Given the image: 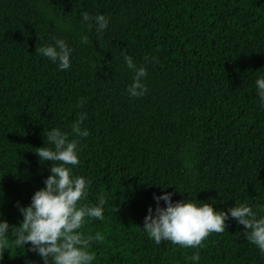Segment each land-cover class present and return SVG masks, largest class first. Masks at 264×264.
Returning <instances> with one entry per match:
<instances>
[{"label": "trees", "instance_id": "16d2710c", "mask_svg": "<svg viewBox=\"0 0 264 264\" xmlns=\"http://www.w3.org/2000/svg\"><path fill=\"white\" fill-rule=\"evenodd\" d=\"M83 12L108 28L89 31ZM53 36L73 49L67 71L36 52ZM125 54L147 70L141 98L128 95ZM261 75L264 0H0V218L19 226L15 205L44 187L52 164L35 152L56 127L79 142L73 172L91 181L80 203L106 200L103 221L81 229L103 236L93 264H264L232 219L198 248L157 245L142 229L162 191L222 211L264 203ZM82 113L83 138L71 133ZM10 239L0 264H42Z\"/></svg>", "mask_w": 264, "mask_h": 264}, {"label": "clouds", "instance_id": "9594fccd", "mask_svg": "<svg viewBox=\"0 0 264 264\" xmlns=\"http://www.w3.org/2000/svg\"><path fill=\"white\" fill-rule=\"evenodd\" d=\"M81 16L89 31L93 25L100 33L108 28L110 18L104 14L91 16L83 12ZM51 39L52 43L36 48V52L56 64L59 70L67 71L71 67L73 49L63 38L53 36ZM80 42L88 44V36L81 35ZM145 61L148 62L147 56ZM124 63L133 74L128 95L132 98L145 96L149 91L144 82L148 76L146 68L135 64L126 54ZM255 85L260 106L264 108V75L256 79ZM84 103L82 99L78 101L81 107ZM85 119L86 114L82 113L73 122L72 134L82 138L89 135V131L81 127ZM44 136L49 146H45L44 141V146L37 148L35 153L40 161L51 162L50 174L44 180V187L32 195L29 205L20 206L19 202L15 205L22 216L19 226L10 227L0 218V262L11 234L12 246L24 248L28 245V250L38 255L42 264H93L96 257L89 250L90 246L93 241L101 242L103 236L99 233L85 236L81 229L86 218L103 221L106 200L100 196L94 205L80 203L88 197L91 181L73 172L80 163L78 140H70L68 132L56 127ZM173 195L164 191L160 195L153 194L156 207L150 206L143 220V231L157 245L170 241L184 248L201 247L211 233L225 232L226 221L232 219L244 226L246 239L264 255V203H240L222 211L214 210L213 204L196 200L174 202ZM161 201L164 207L160 206ZM192 259L199 261L200 257L195 255Z\"/></svg>", "mask_w": 264, "mask_h": 264}]
</instances>
